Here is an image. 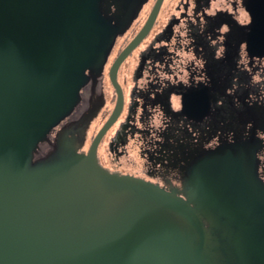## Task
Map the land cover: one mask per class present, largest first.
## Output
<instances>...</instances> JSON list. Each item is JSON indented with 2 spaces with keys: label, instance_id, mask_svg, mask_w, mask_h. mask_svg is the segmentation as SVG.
Segmentation results:
<instances>
[{
  "label": "water",
  "instance_id": "obj_1",
  "mask_svg": "<svg viewBox=\"0 0 264 264\" xmlns=\"http://www.w3.org/2000/svg\"><path fill=\"white\" fill-rule=\"evenodd\" d=\"M257 6L250 29L264 47ZM97 7L0 0V264H264L255 134L202 149L170 189L104 168L101 134L79 152L65 126L44 149L121 33Z\"/></svg>",
  "mask_w": 264,
  "mask_h": 264
},
{
  "label": "flooded vegetation",
  "instance_id": "obj_2",
  "mask_svg": "<svg viewBox=\"0 0 264 264\" xmlns=\"http://www.w3.org/2000/svg\"><path fill=\"white\" fill-rule=\"evenodd\" d=\"M91 1L121 33L102 76L82 87L44 149L65 126L79 152L101 134L95 149L104 168L170 189L181 188L202 149L255 134L264 180V47L250 29L256 0Z\"/></svg>",
  "mask_w": 264,
  "mask_h": 264
}]
</instances>
